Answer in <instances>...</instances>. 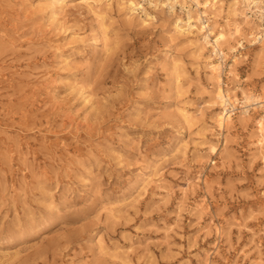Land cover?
Wrapping results in <instances>:
<instances>
[{
    "label": "rangeland",
    "instance_id": "obj_1",
    "mask_svg": "<svg viewBox=\"0 0 264 264\" xmlns=\"http://www.w3.org/2000/svg\"><path fill=\"white\" fill-rule=\"evenodd\" d=\"M90 2L0 0V264H264V109L219 129L207 67L264 94V17L217 3L244 30L222 60L166 7Z\"/></svg>",
    "mask_w": 264,
    "mask_h": 264
},
{
    "label": "bare ground",
    "instance_id": "obj_2",
    "mask_svg": "<svg viewBox=\"0 0 264 264\" xmlns=\"http://www.w3.org/2000/svg\"><path fill=\"white\" fill-rule=\"evenodd\" d=\"M81 1L82 2L83 1L89 2V4L91 3L90 0H81ZM115 1H117V4L119 6H121L122 8H125L126 10H128V14H130V15L139 14L140 17L142 18V22L144 24H150L152 21H154L155 18H157L152 13V11H150L148 9V7L145 5V2H148L151 7H154L155 8V10L164 9L165 7L168 8L169 9V12H170V15H172V13H173V15H172V21H173L172 24L173 25H171V26H174V29H175L176 33L178 32L179 34L185 35V37H186V35H190L191 33L194 34V31L197 30V34L196 35H202V39L200 40V42H202V43H200L198 45V50H200L199 52L204 51L208 46H212L213 47V50L212 51H215L216 53L222 51L221 52V54H222L221 57H223L222 58V60H223L224 59V56L226 55V51H224L222 49V45H224L225 43H230V41H232V40H237V42H238L239 45H231V48H230L234 52L237 51L238 47H243V48L245 47L244 40H242V38H240L243 35V31H244L242 29L243 27L241 26L240 23H238V22L234 23V27H232V28H230V24H227L226 23L225 25H221L220 27H218L217 30H215L216 25H217L218 20L220 19V17H219L218 14H214L212 16L211 13H212V11L217 10V8H218L217 3L220 0H203V1H201V0H192L194 2V4L196 5V6H194V7H196V9L189 8L188 9V13H187L188 15H187V18L186 19H184L182 17V15H179L175 11L176 4L181 3L179 1H183L184 2V0H92V2L95 3V5L97 6V8H101L104 5H106L107 7H110L111 8V6L113 5V3ZM242 1L245 3L246 9L248 11L251 10L253 13L258 14V17H261V18L264 17V4H263L264 3V0H242ZM238 2H239V0H236V3H238ZM89 4H88V7L90 9ZM181 4H182V6L185 5L184 3H181ZM242 10L244 11V9H242ZM96 11L97 10H95L94 13ZM107 12H109V11H107ZM140 13H142V14H140ZM101 14H102V12H101ZM105 14H106V12H105ZM203 15H206V17L208 19V22L202 21ZM234 15H236V13ZM98 16H100L99 13H98ZM142 16H144V17H142ZM250 16L251 15H248V14L245 15V17H246L245 19L249 18ZM212 17H213V19H212ZM228 20L229 19H227V21ZM246 21L247 20H245V22ZM262 21H263V19H262ZM198 22H199V24H198ZM249 22L250 21H248V23ZM250 23H251V28L253 30H257L258 28L259 29L264 28L263 26H260L259 27V24L256 23V22H254V21L253 22L251 21ZM258 31L259 30H257V33L256 34H253L252 33L250 35L252 37L253 36L255 37L254 38L255 41H253V42L250 41L251 42V45H254L258 41H260L261 43L264 44V32H260V31L258 32ZM105 34H106V32H105ZM107 35H109V33ZM106 37H108V36H106ZM193 42H194V40H193ZM229 47H230V45H229ZM235 56H236V54H235ZM234 61H236V59H234ZM207 62H208L207 63V67H209V72H210V79H212L213 80V83H215V86L212 85V86L215 87V92H214L215 104L214 105L212 104V105H213V107H215V109H218L220 107L224 108L222 111H218L217 110L218 112L216 114V117L214 116L215 117V121H216V124L218 125V128L219 129H226L229 126V124H230V122L232 120V115L228 114L227 111L225 112L226 105L227 104H233L234 102H237V98H234L233 99L232 98L233 95L231 93V89L225 88L222 85L223 82H224L223 81V74H222V69H223V63H222V61L221 62H217V61L215 62V61H213V57L210 55V56L207 57ZM230 66H232V63L230 64ZM231 70H233V69H231ZM237 86L238 87H236V88H234L232 90L233 93H236L237 92V89L240 88L239 85H237ZM212 90H213V88H212ZM241 90L243 92V102H245L246 105L254 104L255 103L256 106H254V107H259V108L261 107L262 109H264V94H256V93H254L252 91L245 90L244 88L242 89V87H241ZM185 110H186V108H185ZM188 111H185L186 115H189L188 114ZM244 112H245V116H251L250 115V112L248 110H245ZM214 117H213V119H214ZM242 117H244V116H242ZM245 119H246V117H245ZM242 120L243 119H241V121ZM249 120H251V119H249ZM247 122H249V121H247ZM257 128H258V131L257 132H259V137L257 139V144H258L259 148L261 150H263L264 149V113L257 120ZM254 132H256V131H254ZM257 135H258V133H257ZM254 136L255 135H253V137ZM185 146L187 148V145H185ZM210 150L212 151V153H218L219 148L217 146H215V145H213V146L211 145ZM262 155H263V162H264V154L262 153ZM187 188H188V186H187ZM188 191H189V189H188ZM184 193L187 194V191L185 190ZM102 244H104V243H102ZM99 246H102V245L100 244ZM104 246H106V245H104Z\"/></svg>",
    "mask_w": 264,
    "mask_h": 264
},
{
    "label": "built area",
    "instance_id": "obj_3",
    "mask_svg": "<svg viewBox=\"0 0 264 264\" xmlns=\"http://www.w3.org/2000/svg\"><path fill=\"white\" fill-rule=\"evenodd\" d=\"M178 7H179L181 10H184V9H185V8H184L185 5L182 6L180 3L176 4V6H175V10H176ZM202 21L208 22V19H207L206 15H203V17H202ZM214 54L219 55L221 59L223 58V57H221V56H222L221 52L216 53V52L214 51ZM254 105H255V103H254V104H249V105H246V104H240V103H239V104H235V103H233V104H227V105H226L225 112L227 111L228 114L233 115V114H235L237 111H240V110H243V111L248 110V111H250L251 108H252Z\"/></svg>",
    "mask_w": 264,
    "mask_h": 264
}]
</instances>
